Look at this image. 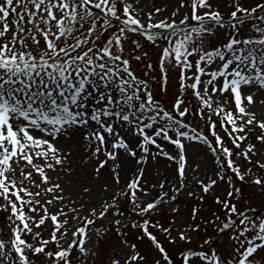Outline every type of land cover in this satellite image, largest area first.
I'll list each match as a JSON object with an SVG mask.
<instances>
[{
  "label": "snow or ice",
  "instance_id": "snow-or-ice-1",
  "mask_svg": "<svg viewBox=\"0 0 264 264\" xmlns=\"http://www.w3.org/2000/svg\"><path fill=\"white\" fill-rule=\"evenodd\" d=\"M0 264H264V0H0Z\"/></svg>",
  "mask_w": 264,
  "mask_h": 264
},
{
  "label": "rangeland",
  "instance_id": "rangeland-1",
  "mask_svg": "<svg viewBox=\"0 0 264 264\" xmlns=\"http://www.w3.org/2000/svg\"><path fill=\"white\" fill-rule=\"evenodd\" d=\"M149 3H151V0H149Z\"/></svg>",
  "mask_w": 264,
  "mask_h": 264
}]
</instances>
